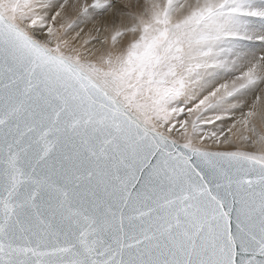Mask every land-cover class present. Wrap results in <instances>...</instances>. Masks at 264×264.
Listing matches in <instances>:
<instances>
[{
    "label": "snow or ice",
    "instance_id": "1",
    "mask_svg": "<svg viewBox=\"0 0 264 264\" xmlns=\"http://www.w3.org/2000/svg\"><path fill=\"white\" fill-rule=\"evenodd\" d=\"M0 264H264V0H0Z\"/></svg>",
    "mask_w": 264,
    "mask_h": 264
}]
</instances>
